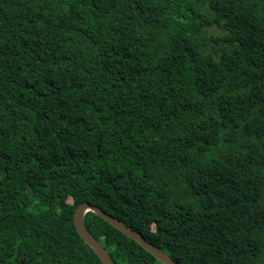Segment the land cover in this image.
I'll use <instances>...</instances> for the list:
<instances>
[{
  "label": "trees",
  "instance_id": "obj_1",
  "mask_svg": "<svg viewBox=\"0 0 264 264\" xmlns=\"http://www.w3.org/2000/svg\"><path fill=\"white\" fill-rule=\"evenodd\" d=\"M83 202L177 264H264V0H0V264H103Z\"/></svg>",
  "mask_w": 264,
  "mask_h": 264
},
{
  "label": "water",
  "instance_id": "obj_2",
  "mask_svg": "<svg viewBox=\"0 0 264 264\" xmlns=\"http://www.w3.org/2000/svg\"><path fill=\"white\" fill-rule=\"evenodd\" d=\"M92 212L104 219L106 222L113 225L115 228L120 230L122 233L127 235L129 238L136 241L140 246L147 250L151 255H153L157 260L163 264H177L174 259H172L168 254L161 250L156 245L152 244L139 232L134 230L130 225L126 224L124 221L106 213L97 206H94L88 202H83L79 204L73 214V222L78 235L83 239V241L95 252L103 264H116L110 253L103 246L102 242L97 240L88 230L85 225L84 216L87 212Z\"/></svg>",
  "mask_w": 264,
  "mask_h": 264
},
{
  "label": "rangeland",
  "instance_id": "obj_3",
  "mask_svg": "<svg viewBox=\"0 0 264 264\" xmlns=\"http://www.w3.org/2000/svg\"><path fill=\"white\" fill-rule=\"evenodd\" d=\"M215 32H219V29H214Z\"/></svg>",
  "mask_w": 264,
  "mask_h": 264
}]
</instances>
